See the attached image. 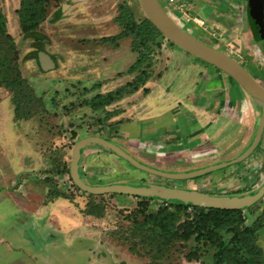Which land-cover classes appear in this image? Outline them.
<instances>
[{"label": "rangeland", "instance_id": "obj_1", "mask_svg": "<svg viewBox=\"0 0 264 264\" xmlns=\"http://www.w3.org/2000/svg\"><path fill=\"white\" fill-rule=\"evenodd\" d=\"M21 1L0 0V6L16 43L22 78L42 104L30 118L19 119L12 92L0 87V264H214L216 246L197 243L194 236L189 242L177 241L158 256L149 233L137 229L143 215L138 212L135 196L90 197L73 184L69 173L73 149L88 136L111 137L149 168L182 173L192 164L190 168L195 171L194 161L205 156V150L199 153L194 142L187 149L185 143L191 139L193 128L182 131L181 127V120L186 124L188 120L199 121L200 113L194 108H182V102L193 99L192 106L199 111H214L216 115L221 111L220 123L208 132L223 127L224 136L226 130L232 131L226 142L218 137L220 143L213 142L215 146L208 154L230 162L239 158L234 157L242 148L248 151L255 146L241 163L181 183L148 174L117 154L90 146L79 161L84 180L91 186L141 181L221 196L252 194L264 183V126L260 141L254 140L261 126L262 104L250 106L249 112L241 114L224 112L221 99L225 105L230 100L239 105L243 91L252 96L231 84L223 72L220 84L214 66L171 46L164 38L160 46L150 44V64L143 67L150 73L146 84L126 92L104 110H94L85 103L98 94L126 87L138 75L129 73L139 57L136 36L117 38L124 29L119 16L125 8H130L137 20L144 15L138 0H49L47 19L38 30L42 37L38 39L21 31ZM160 2L189 34L197 37L203 30L193 22L184 26L188 10L181 1L174 5ZM247 5L248 0H192L191 9L200 11L191 13L205 21L210 13H218L225 20L227 17L226 24L221 20L213 23L215 47L243 63L264 86V41H253ZM60 8L62 17L54 21ZM106 38L113 40L103 41ZM38 51L53 59L52 68L41 67L34 55ZM227 117L237 120L230 129H226ZM176 120L181 122L178 129ZM139 125L150 127L143 132ZM168 134L169 138L179 137L173 139L179 140L174 146L179 152L173 157L187 162L191 155L183 153L184 149L197 155L187 166L167 156ZM159 161H166L165 168ZM166 203L152 200L147 211H156ZM88 204H102V211L87 214ZM263 209L264 199L243 209L246 224L255 222ZM258 244L264 251V228L258 233Z\"/></svg>", "mask_w": 264, "mask_h": 264}, {"label": "trees", "instance_id": "obj_2", "mask_svg": "<svg viewBox=\"0 0 264 264\" xmlns=\"http://www.w3.org/2000/svg\"><path fill=\"white\" fill-rule=\"evenodd\" d=\"M48 2L49 0L21 1L18 17L20 28L24 35L33 36L37 39L42 37L38 30L47 19ZM61 17L62 8L54 14L53 20L58 21ZM249 19L255 37L261 41L254 26L251 12L249 13ZM119 21L124 29L117 38H127L130 35L136 36L135 50L138 52L139 57L130 67L129 73L137 72L138 75L126 87H122L115 92H109L106 95L98 94L85 103L94 110H104L126 94V92H134L139 86L146 84L150 78V73L143 67L150 64V44L160 46V39H164V36L144 15L137 20L130 8H125L120 13ZM112 40L113 38H106L103 41L110 42ZM167 42L171 46L177 47L170 41ZM38 54L39 51L34 54L37 59ZM17 61L16 43L13 36L8 32L7 19L0 6V87L12 92L17 117L19 119H27L36 113V108L42 104V100L35 96L34 91L22 78ZM217 70L222 72L219 69ZM228 78L231 83L239 86L233 78L230 76ZM25 110L27 112H24ZM90 146L102 149L98 142L91 143L86 147ZM79 167L80 162L78 163V175H76L72 172L70 165L69 173L73 184L78 190L90 197L99 196L100 194L88 193L79 187L78 177L86 183V179L84 180L85 175L82 170L80 171ZM111 195L116 196L119 194L113 193ZM136 198L138 199V212L143 215V220L137 224V229L140 231L145 230L149 233L150 240L153 241L158 256H163L167 248L177 241L189 242L194 236L197 243L204 241L216 246L213 257L214 264H264V251L258 244V233L264 228V209L255 222L247 225L243 210L207 208L185 205L180 202H167L156 211H147L151 201L159 199L150 197ZM263 199L264 197L261 201ZM102 207V204L89 205L87 214L97 215L102 211ZM226 235H230V237L227 238ZM194 255L196 256L197 254Z\"/></svg>", "mask_w": 264, "mask_h": 264}, {"label": "water", "instance_id": "obj_3", "mask_svg": "<svg viewBox=\"0 0 264 264\" xmlns=\"http://www.w3.org/2000/svg\"><path fill=\"white\" fill-rule=\"evenodd\" d=\"M138 2L145 17L156 27V29L167 41H170L185 52L216 67L223 73L233 78L241 86V88L246 90L254 99L258 100V102H261L264 116V86L257 79H255V77L237 59L219 50L217 47L212 46L186 32L183 29V26L177 24L173 18L169 16L160 0H138ZM248 9L251 12L252 20L254 21V26L258 35L262 40H264V0H249ZM38 61L44 70H48L54 66L53 60L43 51L39 52ZM262 129L259 132L257 141L261 138ZM97 142L100 143L104 150L110 151L111 153L117 154L118 156L130 161L139 169L169 179H187L194 176H200L207 173L206 171L227 167L228 165L239 162L246 157L244 156L243 158L231 162H224L218 165L209 166L201 171L167 173L140 164L130 154L125 152L120 146L116 145L110 139L99 136H88L79 140L74 146L71 164V170L74 174L78 175V163L82 156L83 149L87 145ZM254 148L255 146L251 149V152ZM77 182L83 191L92 194L116 193L135 197L158 198L167 202L177 200L180 203L190 206L229 210H243L254 205L264 197V183L256 192L236 197L214 195L192 189L172 187L165 184H151L141 181L136 182V184L91 186L78 177Z\"/></svg>", "mask_w": 264, "mask_h": 264}, {"label": "crops", "instance_id": "obj_4", "mask_svg": "<svg viewBox=\"0 0 264 264\" xmlns=\"http://www.w3.org/2000/svg\"><path fill=\"white\" fill-rule=\"evenodd\" d=\"M179 1H181L182 3L181 4H183V7L184 8H186L187 10H188V12L187 13H185V23H184V26H186L187 24H189V23H191V22H193V23H195L196 25L198 24L199 26L198 27H202L201 29H203V30H199L200 31V33H198L197 34V37L198 38H200L201 40H204L206 43H208V44H210V45H212V46H215V40L213 39V37L214 38H217L216 37V34H215V29L213 28V23L216 21V20H218V23H219V21L221 20L222 21V23L223 24H226L227 22H228V19H227V17H225L226 18V20L224 19V18H222V17H218V13H215V14H213V13H210L209 15H208V17H207V19H206V21L205 20H203V19H201V17H199V16H195V15H192V13H191V11H195V12H197L199 9L197 8V9H191V7H192V0H179ZM197 2H198V0H196ZM200 1V0H199ZM248 2H249V0H248ZM200 11V10H199ZM249 13H250V10L248 9V5H247V20H248V24H249V27H250V30H251V32H252V35H253V41H254V43H255V40L258 42L259 40L255 37V35H254V32H253V30H252V27H251V24H250V19H249ZM196 19L199 21V22H197L196 21ZM205 25V26H204ZM211 25V26H210ZM204 27H206V28H204ZM204 31H206V32H204ZM259 36V35H258ZM260 37V36H259ZM255 39V40H254ZM261 39V38H260ZM262 41H264V40H262L261 39V42ZM219 50H221L220 49V47L218 48ZM221 51H223V50H221ZM224 52V51H223ZM226 53V52H225ZM245 67V66H244ZM246 68V67H245ZM215 69H216V67H215ZM247 69V68H246ZM217 70V69H216ZM248 70V69H247ZM218 71V70H217ZM249 71V70H248ZM250 72V71H249ZM251 73V72H250ZM217 77H218V80L220 81V84H221V82H223L224 80V76H223V74L221 73V72H219L218 71V74H217ZM232 84V83H231ZM232 91H230V95H232ZM243 94L241 95V100H243V102L241 101V104L239 103V105L237 104V103H235V102H231V100L230 101H228L227 103H226V105H225V102H223L224 100L223 99H221V108H223L224 106V112H228V113H232V112H234V113H236L237 112V114H238V112H240V114H241V111H244V110H246L247 112H249V107L250 106H255V105H257V104H261V102H258V100H256V99H254V98H252V97H248L247 95H246V93L243 91L242 92ZM216 93H213V95H215ZM238 95V94H237ZM235 96V95H234ZM231 99H232V97H231ZM205 101V100H204ZM235 103V104H234ZM182 105H184L182 108H184V107H189V108H194L193 110H194V112H197V114H199L200 113V116L197 118V119H199V121H195V120H193V121H195V122H190L189 120H188V123L186 124V122L187 121H184V120H181V122H182V125H181V127H182V131H184L185 130V128L186 129H189L190 130V128L192 129L193 128V130H192V132L190 133V136L189 137H191V139L189 140V141H187L185 144L187 145V149H189V147H190V145L194 142L197 146H199L203 141H204V139H205V137H209V136H213L214 135V137H215V133H211V132H208L209 130H211L213 127H214V125H216V123L218 122V120H219V116H220V112L221 111H219V115H216V113H214V111H211V112H208V111H199V110H197L196 109V107H193L192 105H194V102H193V99H186L185 100V102H182L181 103ZM236 107H237V109H236ZM220 108V109H221ZM186 109V108H185ZM184 109V110H185ZM239 109H241V110H239ZM262 109H263V106H262ZM179 120V119H178ZM135 122H137V121H135ZM181 122H178L177 120H176V129H178L179 128V125H177V124H180ZM200 123V125H196L197 123ZM138 123V122H137ZM260 124H261V126H262V124H264V119H263V121H261L260 122ZM192 125H196V126H192ZM145 126V127H144ZM139 125V127H142V128H144L143 129V132L145 131V132H147V129H145V128H148V127H150V126H148V125ZM261 126L259 125V127L258 128H260L259 130H261ZM155 130V129H154ZM181 130V129H180ZM181 131V132H182ZM205 131V132H204ZM190 132V131H189ZM208 133V134H207ZM168 137L167 138H169V134L167 135ZM173 138H169L168 140H167V143H166V145H167V149H168V151H167V156H169V157H171V161L172 162H176V163H183L180 159H179V157H177V156H175V157H173V155H176L178 152H179V150L177 151V149H178V147H176L175 149H174V146H176L178 143H176V142H179V140H177L176 139V142L174 143L173 142V139L174 138H179L178 137V134L177 135H171ZM188 137V138H189ZM104 138V137H103ZM106 139H110L111 140V137H108V138H106ZM155 140V139H154ZM171 140V141H170ZM175 140V139H174ZM152 141V140H151ZM202 141V142H201ZM160 143V142H159ZM103 149V148H102ZM186 149V150H187ZM185 149L183 150V153H185V152H188V151H186ZM161 151V150H160ZM173 151H176V152H173ZM247 150H246V148H242V150L240 151L241 152V154H244L245 152H246ZM239 152V153H240ZM165 154V155H166ZM168 157V158H169ZM174 158V159H173ZM176 159V160H175Z\"/></svg>", "mask_w": 264, "mask_h": 264}, {"label": "flooded vegetation", "instance_id": "obj_5", "mask_svg": "<svg viewBox=\"0 0 264 264\" xmlns=\"http://www.w3.org/2000/svg\"><path fill=\"white\" fill-rule=\"evenodd\" d=\"M51 58V57H50ZM52 59V58H51ZM53 60V59H52ZM243 66H244V64L243 63H241ZM252 74V73H251ZM253 75V74H252ZM254 76V75H253ZM255 77V76H254ZM255 79H257L258 81H259V79L258 78H256L255 77ZM234 85V84H233ZM237 87H241L240 85L239 86H237ZM242 89V88H241ZM222 114L220 113V116H221ZM219 116V117H220ZM218 117V118H219ZM226 119H228L227 120V124H229V126H227V128H226V126H225V128L226 129H230L231 128V125H233V124H235V123H237V120L236 119H232V118H226ZM263 119H264V116H263V109H262V112H261V120L263 121ZM220 123V118H219V120H218V122L216 123V125H218ZM215 125V126H216ZM236 125V124H235ZM263 126H264V124H262ZM237 127H239V125H237ZM224 128L222 127V128H219V129H215L212 133H215V137H214V135L212 136H207V137H205V139H204V142H202L199 146H198V148H197V150H200L199 151V153L202 151V152H204L203 150H205V156H202L201 158H200V156H199V160H197L196 162L194 161V163H196L197 165V170H195V171H198L199 169H201V170H203V169H205L206 167H209V166H214V165H218V164H221V163H224L226 160H224L223 158H219V161H218V158L216 157V155L215 154H208V152H209V150H211V148L212 147H214L215 146V143L216 142H219L220 143V141H221V139L219 140L218 139V137H220V136H222L223 134H221V133H224V132H221L222 130H223ZM260 129V128H259ZM257 130V132H256V134H255V137H254V140H256L257 141V138H258V135H259V132H260V130ZM261 129H262V126H261ZM263 130V129H262ZM226 133H227V135H224V136H222V139H223V141L224 142H226L229 138H230V135H232V131H231V129L230 130H226ZM227 136H229V138H226ZM261 139V138H260ZM260 141V140H259ZM213 142H215V143H213ZM259 144H260V142H259ZM251 148L252 147H250V149L248 150V151H246L244 154H241V153H239V152H237L236 153V157H234V158H237V157H239V158H237V159H240V158H243L246 154H248L249 152H251L250 150H251ZM208 149V151H206ZM129 154V153H128ZM187 154H188V156H190V159L188 160L189 162L191 161V159L192 160H194L193 158L195 157V153H192V154H189L188 152H187ZM193 155V156H192ZM249 155V154H248ZM197 156V155H196ZM160 157H161V155H160ZM196 158V157H195ZM202 159H204L205 161H203ZM231 159H233V158H231ZM237 159H235V160H237ZM208 160V161H207ZM183 162L186 166H187V163H189V162ZM232 161H234V160H232ZM243 160H241V161H239V162H236V163H234V164H237V163H241ZM160 163L159 164H161L162 165V167H164L165 168V164H166V161H159ZM168 162H170V161H168ZM231 162V161H230ZM171 163V162H170ZM182 163V164H183ZM234 164H231V165H228L227 167H232V165H234ZM199 165V166H198ZM188 166L189 167H185L184 168V171L183 172H193V170L190 168L191 166H192V164H188ZM195 166V167H196ZM227 167H224V168H227ZM199 168V169H198ZM153 169V168H152ZM221 169H223V168H221ZM155 170H158V169H155ZM218 170V169H217ZM158 171H162V172H164L163 170H158ZM213 171H215V170H212V171H206V172H208V173H206V175H208L210 172H213ZM224 172H228V171H224ZM148 174H151V173H148ZM152 175H155V174H152ZM156 176H159V175H156ZM201 176H204V174L203 175H200V176H194V177H191V178H187V179H169V178H165V179H168V180H170V181H178V180H182V181H180L181 183L182 182H184V181H189V180H193V179H195V178H198V177H201ZM162 177V176H161ZM240 194V193H239ZM241 196H243V195H247V192H245V193H241L240 194Z\"/></svg>", "mask_w": 264, "mask_h": 264}, {"label": "built area", "instance_id": "obj_6", "mask_svg": "<svg viewBox=\"0 0 264 264\" xmlns=\"http://www.w3.org/2000/svg\"><path fill=\"white\" fill-rule=\"evenodd\" d=\"M165 1L167 2V4L174 5L177 3L178 0H165ZM181 6L183 7V4H181ZM196 21L199 22L197 19H196Z\"/></svg>", "mask_w": 264, "mask_h": 264}]
</instances>
